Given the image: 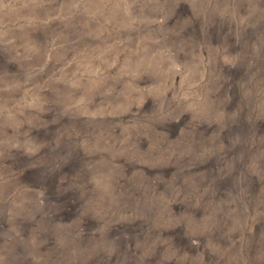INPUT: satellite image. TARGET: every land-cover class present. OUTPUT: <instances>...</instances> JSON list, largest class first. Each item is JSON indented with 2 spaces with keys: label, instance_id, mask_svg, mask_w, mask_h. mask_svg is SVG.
<instances>
[{
  "label": "clouds",
  "instance_id": "1",
  "mask_svg": "<svg viewBox=\"0 0 264 264\" xmlns=\"http://www.w3.org/2000/svg\"><path fill=\"white\" fill-rule=\"evenodd\" d=\"M0 264H264V0H0Z\"/></svg>",
  "mask_w": 264,
  "mask_h": 264
},
{
  "label": "rangeland",
  "instance_id": "2",
  "mask_svg": "<svg viewBox=\"0 0 264 264\" xmlns=\"http://www.w3.org/2000/svg\"><path fill=\"white\" fill-rule=\"evenodd\" d=\"M87 43H92L91 41H87ZM145 171H148L147 169H145ZM150 174V173H149ZM162 190V189H161ZM174 211H177L178 209L174 208Z\"/></svg>",
  "mask_w": 264,
  "mask_h": 264
}]
</instances>
